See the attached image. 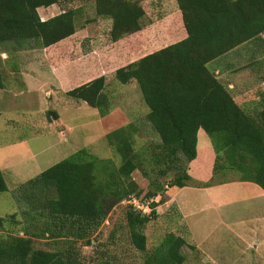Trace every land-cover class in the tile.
I'll return each mask as SVG.
<instances>
[{"label": "trees", "instance_id": "1", "mask_svg": "<svg viewBox=\"0 0 264 264\" xmlns=\"http://www.w3.org/2000/svg\"><path fill=\"white\" fill-rule=\"evenodd\" d=\"M144 1H93L95 16L111 24L107 34L111 44L153 26L142 7ZM59 2L0 0V90L26 88L15 55L1 50L3 45L46 50L76 34L80 10L40 19L39 9ZM175 3L177 24H167L158 32L153 49L148 47L111 74L64 92L105 118L113 109L114 83L137 87L147 109L145 120L158 143L144 148L145 153L135 151L136 129L129 124L105 136L120 157L119 165L80 149L21 184L16 196L21 220L17 214L0 218V264H111L105 254L86 263L79 248L92 246L113 209L131 198L151 210L146 215L125 204L129 242L140 254V264H183L182 249L195 251L185 236L168 233L155 248L146 247L144 230L156 218L155 208L164 204L163 196L170 198L192 181L204 188L224 183L230 173L264 191V92L247 111L219 81L215 67L239 50L246 55L250 48L254 55H264V0ZM247 67L264 78V59ZM136 170L147 181L145 191L132 178ZM6 191L0 170V193ZM6 224L19 231L6 229ZM37 240L62 247L35 249Z\"/></svg>", "mask_w": 264, "mask_h": 264}, {"label": "rangeland", "instance_id": "2", "mask_svg": "<svg viewBox=\"0 0 264 264\" xmlns=\"http://www.w3.org/2000/svg\"><path fill=\"white\" fill-rule=\"evenodd\" d=\"M93 1L60 0L59 4L38 10L41 20L54 17L64 10L81 12L76 20V34L55 47L46 50L27 47L15 50L18 47L12 44L1 47V50L15 55L27 86L22 91L18 87L10 92L0 90V170L7 186V191L0 193V218L17 214L18 220H21L16 200L20 185L80 149H86L100 159H111L119 165L120 157L110 148L105 138L113 130L134 125V149L138 152L145 153L144 148L158 143L156 135L145 120L147 109L137 87L114 83L110 89L114 95L113 109L105 118H101L96 109L88 107L84 102L65 97L64 92L99 76L111 74L143 55L148 47L153 49L151 45L155 44L156 41L153 40L158 37V32L167 24H177L175 0L144 1L142 7L147 17L153 21V26L114 44L109 42L107 35L111 24L108 20L95 16ZM176 38L179 37L174 39ZM253 53L254 50L250 48L246 55L240 50L235 51L215 64L216 73H220L219 81L229 86L234 101L247 111L255 106L252 100L264 92L262 74L252 72L247 67L251 62L264 59V55ZM132 178L139 188L146 190L147 181L138 170L132 174ZM238 178L236 173H230L225 182H234ZM188 186L202 188L193 181ZM197 194L190 190L184 191L177 201L178 204L180 201L184 203L185 211L193 213L186 221L188 225H194L193 236L198 238L199 227L208 232L213 231L211 238L222 239V245L225 246L219 254L230 253L236 259V264H245L244 260H239L240 247L232 243L226 224L221 223L218 228L208 227L212 222L207 217L215 218L213 213L199 214ZM159 199L156 198L155 202ZM170 200L171 198L162 197L164 204L155 208L156 218L151 219L145 227L148 250L159 245L163 236L168 233L184 236L187 232L174 208H165L166 204L169 206ZM139 204L146 206L142 202ZM243 205L246 206V202ZM125 208L124 202L114 208L99 229L92 246L79 248L84 262L94 263L105 254L106 258H110L111 264H140V254L129 242ZM150 212L149 209L146 215ZM201 218L207 223L200 224ZM231 223L233 222L227 224ZM5 228L19 231V227L9 224ZM110 235H113V239H109ZM188 245L191 246L190 240ZM33 246L35 249L54 251L62 247V244L37 240ZM198 251L196 247L195 251L184 247L183 264L213 263L206 260V254L200 255Z\"/></svg>", "mask_w": 264, "mask_h": 264}, {"label": "crops", "instance_id": "3", "mask_svg": "<svg viewBox=\"0 0 264 264\" xmlns=\"http://www.w3.org/2000/svg\"><path fill=\"white\" fill-rule=\"evenodd\" d=\"M187 190L198 193L199 214L211 212L215 216L207 217L212 222L208 227L218 228L221 223L226 224L225 228L229 229L232 243L240 247L239 260H244L245 264H264V191L260 187L250 182L239 181L214 184L206 188L188 186L176 191L170 197L169 206L165 205L166 209L170 206L176 209L179 219L185 224L187 231L184 234L185 239L188 242L190 240L191 246L194 249L196 247L200 255L206 254V260L213 262L212 264H236L234 262L236 259L231 257L230 253L219 254L225 246L222 245V239L211 238L213 231L208 232L199 227L198 238L193 236L194 225L186 223L193 213L184 210L186 207L182 201L179 204L177 202L181 193ZM245 202L246 206L243 205ZM228 222L233 223L227 224ZM201 223L207 222H203L201 218Z\"/></svg>", "mask_w": 264, "mask_h": 264}, {"label": "built area", "instance_id": "4", "mask_svg": "<svg viewBox=\"0 0 264 264\" xmlns=\"http://www.w3.org/2000/svg\"><path fill=\"white\" fill-rule=\"evenodd\" d=\"M125 204L131 205L135 210L140 211L143 214H146L149 211L148 206H142L139 202L133 198L124 202Z\"/></svg>", "mask_w": 264, "mask_h": 264}]
</instances>
